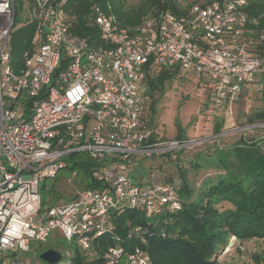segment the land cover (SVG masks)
I'll use <instances>...</instances> for the list:
<instances>
[{
	"label": "built area",
	"instance_id": "obj_1",
	"mask_svg": "<svg viewBox=\"0 0 264 264\" xmlns=\"http://www.w3.org/2000/svg\"><path fill=\"white\" fill-rule=\"evenodd\" d=\"M24 1L27 19L37 28L34 48L16 71L10 45L16 0H0V264H19L20 252L53 235L91 257L98 239L108 236L113 244L102 250L101 264H155L147 248L149 225H129L119 233L114 223L115 214L128 208L158 216L183 207L179 178L132 177L141 156L181 146L155 138L147 117L148 76L167 68L174 80L190 77L215 108L232 112L257 75L264 78V13L251 15L248 0H192L180 14L162 10L130 28L120 24L111 5L96 4L102 40L96 45L71 33L69 0ZM251 127L264 129V121ZM77 152L99 162L91 171L99 185L70 201L44 204L40 182L57 177L68 166L66 156ZM234 240L235 235L213 264H223ZM61 252L59 264H71L70 252Z\"/></svg>",
	"mask_w": 264,
	"mask_h": 264
},
{
	"label": "trees",
	"instance_id": "obj_2",
	"mask_svg": "<svg viewBox=\"0 0 264 264\" xmlns=\"http://www.w3.org/2000/svg\"><path fill=\"white\" fill-rule=\"evenodd\" d=\"M125 1L69 0L66 9L73 18L71 33L87 37L96 45L102 44L101 32L94 20L93 6L96 4L102 8L111 5L113 12L125 26L131 28L139 25L146 10L143 6L127 10ZM248 1L247 9L251 15L264 13V0ZM151 5L159 10L181 13L175 0H151ZM36 28V21H27L24 26L12 33L10 45L16 71L24 66V53L33 48ZM260 29L264 30V20L261 21ZM66 61V58L62 59L60 68L65 66ZM153 72V77L151 73L148 76V93L151 95L156 90L164 91L166 84L174 80L175 76V73L167 68H157ZM262 101L264 105V89ZM31 102L32 99L27 102V114ZM256 116L264 121V107ZM219 124L216 130L218 133L222 131V125ZM177 137L181 140L186 139L183 133ZM214 151L217 155L214 162L224 170V173L215 179L209 177L200 188L194 189L186 172L179 171V180L183 185L180 191L182 209L158 216H147L144 211L135 208H128L115 214L114 223L119 233L126 232L129 225L141 223L149 225L153 233L148 238L147 248L155 264H213L216 256L229 243L232 234L242 239L264 238V143L241 138L230 147ZM71 163L73 168L79 165L87 170L86 187L99 185L91 178L92 168L99 162L89 158L71 159L68 167ZM194 166L197 169L202 167L199 161ZM224 201L231 203L233 207L220 209L219 204ZM43 203H46L45 197ZM47 242L50 243V240ZM133 243H137V240H133ZM110 244L113 243L108 236L100 237L95 246L97 254L93 257L87 255L76 243H71L64 250L70 252L67 258L71 264H101L102 250ZM49 248L63 251L57 245L49 244L47 249Z\"/></svg>",
	"mask_w": 264,
	"mask_h": 264
},
{
	"label": "rangeland",
	"instance_id": "obj_3",
	"mask_svg": "<svg viewBox=\"0 0 264 264\" xmlns=\"http://www.w3.org/2000/svg\"><path fill=\"white\" fill-rule=\"evenodd\" d=\"M191 1L175 0L179 11L188 9ZM139 6H143L146 10L140 23L162 11L151 5V0L125 1L127 10ZM16 7L17 23L15 30L24 26L30 15L24 0H16ZM153 74L154 72L151 71L152 77ZM147 85H149L148 80ZM148 91L146 92V96H148L147 117L157 131L155 138H158V142L175 140L181 146L169 154L158 155L154 153L141 156L140 162L133 165L131 171L136 180L158 182L161 178L167 179L169 177L173 180L180 177L179 171L182 170L186 172L192 187L198 189L209 177L215 179L224 173V170L214 162L217 157L214 149L230 147L241 138L264 143V129L257 130L251 127L254 123L261 122L256 116V113L261 109L256 107L258 105L256 102L260 101L259 97L253 99L249 110V105L244 104V100L241 99L242 94L240 96L241 101H236L233 104L231 112L225 107L215 108L210 103L208 92H203L199 84L190 77L169 81L164 91L156 90L152 95ZM250 116L254 120L250 119ZM218 123L222 125L221 134L216 132ZM180 133H183L185 140L177 137ZM71 154L66 156L68 163L71 159L84 160L88 158L87 152H77L72 156ZM197 161L200 162L201 168L197 169L194 166ZM71 165L72 163L70 167L62 168L57 177H49L40 182V190L47 199V204H60L64 201H70L76 192L86 188L87 170L79 165L75 168ZM73 171H77L76 177H73ZM228 207L233 206L227 201L219 204L220 209ZM233 236L234 234L230 238ZM49 240L50 243L35 242L30 251L20 252L19 264H48L40 258V253L46 250L49 244L57 245L63 251L71 245V242L64 238L55 237V235L51 236ZM222 260L223 264H264V238L242 239L236 236L233 247L223 256Z\"/></svg>",
	"mask_w": 264,
	"mask_h": 264
},
{
	"label": "crops",
	"instance_id": "obj_4",
	"mask_svg": "<svg viewBox=\"0 0 264 264\" xmlns=\"http://www.w3.org/2000/svg\"><path fill=\"white\" fill-rule=\"evenodd\" d=\"M263 89H264V78L261 75H257L256 80L251 85H249V87H247L246 89H244L242 91V93L240 94V96L243 94L241 99L244 100V104L249 105L248 106L249 110H250V107L252 106L251 103H252L253 99L258 98V97L260 98V101L256 102V104L258 103V105H256V107H259V108L263 109L262 108V107H264L263 101H262ZM208 96H209V99H210V103L212 104V100L210 98L209 93H208ZM240 96L235 100V102L236 101H241ZM261 104L263 106H260ZM261 109H259V110H261ZM250 115H252V114H250Z\"/></svg>",
	"mask_w": 264,
	"mask_h": 264
},
{
	"label": "water",
	"instance_id": "obj_5",
	"mask_svg": "<svg viewBox=\"0 0 264 264\" xmlns=\"http://www.w3.org/2000/svg\"><path fill=\"white\" fill-rule=\"evenodd\" d=\"M40 258L48 264H59L63 259V255L60 250L49 248L40 253Z\"/></svg>",
	"mask_w": 264,
	"mask_h": 264
}]
</instances>
